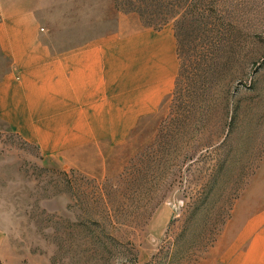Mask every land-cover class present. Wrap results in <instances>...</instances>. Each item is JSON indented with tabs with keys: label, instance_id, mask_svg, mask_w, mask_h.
I'll return each mask as SVG.
<instances>
[{
	"label": "rangeland",
	"instance_id": "rangeland-1",
	"mask_svg": "<svg viewBox=\"0 0 264 264\" xmlns=\"http://www.w3.org/2000/svg\"><path fill=\"white\" fill-rule=\"evenodd\" d=\"M1 2L53 39L168 25L178 71L124 142L68 167L0 121V264H224L264 213V0Z\"/></svg>",
	"mask_w": 264,
	"mask_h": 264
},
{
	"label": "crops",
	"instance_id": "crops-1",
	"mask_svg": "<svg viewBox=\"0 0 264 264\" xmlns=\"http://www.w3.org/2000/svg\"><path fill=\"white\" fill-rule=\"evenodd\" d=\"M37 21L31 8L9 11L0 0V121L65 167L85 148L124 142L172 91L178 60L170 26L53 39ZM235 244L224 264H264V213Z\"/></svg>",
	"mask_w": 264,
	"mask_h": 264
}]
</instances>
